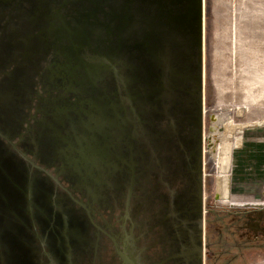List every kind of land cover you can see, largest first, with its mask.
I'll return each mask as SVG.
<instances>
[{"label": "rangeland", "instance_id": "obj_1", "mask_svg": "<svg viewBox=\"0 0 264 264\" xmlns=\"http://www.w3.org/2000/svg\"><path fill=\"white\" fill-rule=\"evenodd\" d=\"M135 221L143 264H264V0H0V255L127 264Z\"/></svg>", "mask_w": 264, "mask_h": 264}, {"label": "flooded vegetation", "instance_id": "obj_2", "mask_svg": "<svg viewBox=\"0 0 264 264\" xmlns=\"http://www.w3.org/2000/svg\"><path fill=\"white\" fill-rule=\"evenodd\" d=\"M92 1V0H91ZM94 1V0H93ZM90 3H93V2H90ZM89 3V4H90ZM60 12V11H59ZM59 12L57 13L56 11V14H58L59 18L61 19V16L59 14ZM55 18L57 17L56 15H54ZM62 20V19H61ZM59 20L61 23H64L63 21ZM91 25V23H89ZM75 203H78V205L84 209L89 217V219H91L92 221V224L93 226L101 233H103V231L100 229V227L93 222V218L90 216V210L88 209V207H86V205H84L82 202L80 201H74ZM192 204L191 206H194L191 208V214L193 215V220L191 221V224H189V219L187 217V213H185V209H182V210H175L173 211V209H171L170 213L166 215V217L160 222V224L164 223L166 224L168 221H172L173 217H178L179 215H181L182 213H184L183 215L186 216L184 217L185 219H182V221H178L176 223V226L180 228V233H187L184 231V228H186L188 225H192L193 224V229L196 227H194V225L196 226V224L198 225L199 221H198V218H197V215H199V209L196 208L198 206V199L197 198H193L192 199ZM191 215V216H192ZM190 216V217H191ZM195 216V218H194ZM137 219H139V217H136ZM172 223V222H171ZM138 225V223L135 221L133 224H131V226L129 227V231H128V237L130 238V241L127 242L126 239L124 241V246L126 247V252H120L118 251V248H117V254L118 256L122 259V261L124 263H127V264H143V259L145 260V251L147 250V247H140L139 246V242L141 240L144 239L145 235H146V232H148L149 229H146V230H142L138 233V235H133L132 234V231L134 230V228H136ZM75 232H76V235L74 237H69V241L70 243H68V249H72V247L75 244L76 241H84V239L82 238V235H81V229L80 228H75L74 229ZM127 242V243H126ZM1 244V243H0ZM22 244V243H21ZM128 244V245H127ZM2 245V244H1ZM192 250H198V248H195V249H192ZM124 251H125V248H124ZM70 252V251H69ZM198 255H199V252H197ZM194 254V253H193ZM198 255H195V256H191V258H195L196 259V256L198 257ZM10 257H12V260L10 259ZM174 259H180L178 260L179 262H187L189 257L187 254H184V255H179V256H176L174 257V255L171 257H167L165 258L164 260H161L157 263H151V264H169L171 263V261H173ZM177 261V262H178ZM14 262H18L19 264H26V260L21 256V257H16V258H13L12 254L11 256L8 257V259H6V254L4 255H0V264H14ZM70 264V261H69V254H68V259H65V260H57L55 259L54 261V264ZM53 264V263H51Z\"/></svg>", "mask_w": 264, "mask_h": 264}, {"label": "bare ground", "instance_id": "obj_3", "mask_svg": "<svg viewBox=\"0 0 264 264\" xmlns=\"http://www.w3.org/2000/svg\"><path fill=\"white\" fill-rule=\"evenodd\" d=\"M227 152H228V143L226 141V138H223L219 145V149L216 155V157L218 158V162H219V169L224 168L223 163L225 161V156ZM226 185H227L226 178L223 175L219 176L218 185L216 186V191H217L218 197L222 201L228 200V193H227Z\"/></svg>", "mask_w": 264, "mask_h": 264}, {"label": "water", "instance_id": "obj_4", "mask_svg": "<svg viewBox=\"0 0 264 264\" xmlns=\"http://www.w3.org/2000/svg\"><path fill=\"white\" fill-rule=\"evenodd\" d=\"M215 199H216V200L218 199V196H217V194H215Z\"/></svg>", "mask_w": 264, "mask_h": 264}]
</instances>
